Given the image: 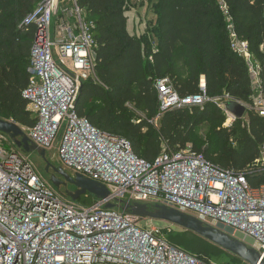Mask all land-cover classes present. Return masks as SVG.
I'll return each mask as SVG.
<instances>
[{
    "label": "built area",
    "instance_id": "1",
    "mask_svg": "<svg viewBox=\"0 0 264 264\" xmlns=\"http://www.w3.org/2000/svg\"><path fill=\"white\" fill-rule=\"evenodd\" d=\"M219 1L230 49L244 59L252 82V103L245 106L264 119L258 64ZM22 24L36 27L31 78L22 97L37 122L21 129L38 148L54 150L68 175L105 186L109 196H93L87 206L77 204L42 179L21 150H8L6 145L14 143L0 132V264H211L172 247L165 240L166 230L153 221L106 208L119 201L122 207L162 206L194 217L245 243L264 261V183L252 187L248 172L220 168L189 147L173 150L164 145L153 161H144L126 140L106 135L78 116L80 84L94 75L95 42L94 21L77 0H41ZM155 89L158 113L150 122L155 128L169 110L207 104L225 115V127L235 121L225 105L238 101L228 94L208 96L202 81L198 94L183 99L168 78L158 79Z\"/></svg>",
    "mask_w": 264,
    "mask_h": 264
},
{
    "label": "trees",
    "instance_id": "2",
    "mask_svg": "<svg viewBox=\"0 0 264 264\" xmlns=\"http://www.w3.org/2000/svg\"><path fill=\"white\" fill-rule=\"evenodd\" d=\"M40 1L0 0V119L24 129L37 122L22 97L31 78L28 67L36 27L22 22ZM222 2L233 31L258 64L264 95V0ZM77 4L94 21L95 42L94 75L82 82L75 107L78 116L98 131L126 140L144 161H153L164 145L173 150L189 147L220 168L248 172L252 187L264 183V170L258 169L264 119L254 111L248 112L243 128L240 120L225 127V115L212 104L172 109L160 117L157 128L150 123L158 113L155 82L161 78H168L182 99L198 94L204 80L208 96L228 94L251 105L254 91L248 66L230 49L219 0H156L153 41L128 31L127 0ZM201 242L204 249L191 256L223 264L219 261L223 251Z\"/></svg>",
    "mask_w": 264,
    "mask_h": 264
},
{
    "label": "water",
    "instance_id": "3",
    "mask_svg": "<svg viewBox=\"0 0 264 264\" xmlns=\"http://www.w3.org/2000/svg\"><path fill=\"white\" fill-rule=\"evenodd\" d=\"M82 83L78 91L75 106L81 94ZM225 110L232 114L236 120H241L246 112L250 110L241 103L229 102ZM0 132L6 134L14 143L16 148L26 154H37L45 163L44 172L49 176L50 183L56 188L72 186L73 191H66L65 195L72 201H77L80 197L90 194L99 200H104L109 196L107 188L97 182L84 178L81 175L71 177L61 167H54L46 160V151L38 148L27 138L23 130L11 121L0 119ZM264 148V146L262 147ZM121 201L118 204H108L107 209H121L132 216L140 219L168 224V226L177 227L183 231L191 232L219 248L220 250L231 254L246 264H264L260 255L253 249H250L245 243L233 240L228 235L210 227H205L194 217L182 214L175 210L167 209L162 206L148 207L141 204L128 205Z\"/></svg>",
    "mask_w": 264,
    "mask_h": 264
},
{
    "label": "rangeland",
    "instance_id": "4",
    "mask_svg": "<svg viewBox=\"0 0 264 264\" xmlns=\"http://www.w3.org/2000/svg\"><path fill=\"white\" fill-rule=\"evenodd\" d=\"M125 11H126V14L128 16L127 27H128V31L130 32V34L133 36L148 37L151 41H153L154 40V37H153L154 26L156 25V21H157V18H156V13H157L156 12V0H127V5L125 8ZM54 21H55V19H53V22H52V27H51L52 31L54 30V27H55ZM238 103H241L245 106V104L242 102H238ZM225 107H226V105H225ZM235 121H236V119H235ZM235 121H233V123ZM240 121H241V127L242 128L247 126L248 112H246V114L244 115V117ZM233 123L231 124V126L233 125ZM227 128H230V126L229 127L227 126ZM203 132L204 131H202V133ZM6 148L8 150H11V149L16 150L17 149L15 147V145H13V144H11V145L7 144ZM24 156L26 158H28L29 161H31V163L33 164V166L35 168V171L37 172V174L42 179L49 180V176L47 174H45V172H44L45 163L37 154H35V153L34 154L24 153ZM45 156H46V160H48V162H50L52 166H54V167L60 166L58 159H57V156H56V152L54 150L46 151ZM259 160H260L261 164L259 165L258 169L264 170V154L262 153V150L260 152ZM66 172L68 174H71V172L68 171L67 169H66ZM60 190L65 194L66 191H73V188H72V186L67 185L65 187H60ZM85 196H88L89 200H86ZM85 196L80 197V199H78L75 202L77 204L87 206L90 204L91 200L95 199L90 194H87ZM152 224L155 227H158V228H161L164 230L170 229L171 231H173V233H171V234L167 233L166 231L164 232L165 240L168 241L172 246H174L177 249L185 252L188 255H194V254L198 253V251H201V249H204L203 245H201L202 244L201 241L203 239L194 233H191V232H187V234L182 233V232H186V231H183L177 227L168 226V224L161 223V222L153 221ZM203 241H205V240H203ZM219 261H221V263H223V264H241L234 258V256H232L231 254L224 252V251L221 254V256L219 257ZM239 261H241V260H239ZM241 262L244 263L243 261H241ZM244 264H246V263H244Z\"/></svg>",
    "mask_w": 264,
    "mask_h": 264
},
{
    "label": "crops",
    "instance_id": "5",
    "mask_svg": "<svg viewBox=\"0 0 264 264\" xmlns=\"http://www.w3.org/2000/svg\"><path fill=\"white\" fill-rule=\"evenodd\" d=\"M202 84H204V80H202Z\"/></svg>",
    "mask_w": 264,
    "mask_h": 264
}]
</instances>
